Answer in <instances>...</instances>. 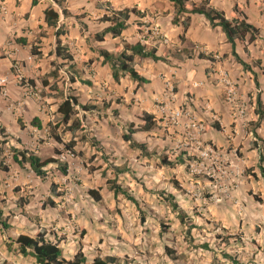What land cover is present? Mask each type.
<instances>
[{
  "label": "crops",
  "instance_id": "obj_1",
  "mask_svg": "<svg viewBox=\"0 0 264 264\" xmlns=\"http://www.w3.org/2000/svg\"><path fill=\"white\" fill-rule=\"evenodd\" d=\"M235 3L239 18L257 29L258 35L245 46V52L243 43L235 41L234 51L243 61L241 53L253 58L255 69L264 74V0H208L226 19L231 18ZM0 4L6 9L4 18L0 13V76L6 79V95L0 96V147L10 149L8 160L0 153V211L8 224L6 230L0 226V264H37L31 256L19 254L9 238L33 237L40 229L46 241L62 240L57 246L65 261L79 251L88 264L107 258L115 259L116 264H240L248 257L242 259L239 248L249 245L251 263L264 264V180L257 170L259 154L264 170V123L259 121L247 130V142L238 148L241 155L233 158L239 126L231 123L222 88L212 79L222 70L238 87L248 91L251 85L252 92L257 91L250 73L230 56V45L218 27L211 28L198 14L175 15L168 0H62L61 8L68 13L65 17L51 0H0ZM47 7L58 14L60 48L71 61L54 55L56 28L45 24L43 10ZM123 9H134L137 14L128 13L120 35L104 33L102 41L93 39L111 26L105 18ZM150 28L168 39L169 48L152 43L145 34ZM248 38L246 34L244 41ZM135 43L154 50L161 60L134 56L131 67L143 82L122 74L114 80L98 50L114 53L123 44ZM193 46L201 48L200 56H188ZM25 55L30 62L23 61L21 69L31 76L20 84L12 72L15 59L24 60ZM54 64L59 65L57 75L65 68L72 81L67 84L57 81L58 76L47 77ZM40 66H46L47 72L38 70ZM249 67L260 87L257 72ZM38 73L47 81L43 86L40 80L42 102L24 93L35 89L32 74ZM54 80L57 89L49 91ZM165 81L175 93L174 103L168 106L174 108L187 100L195 117L208 123L203 141L229 157L239 171L235 188H230L229 178L222 180L227 188L219 192L217 203L208 199L209 180L190 175L182 153L170 151L178 140V130L158 123ZM193 82L200 85L192 87ZM67 95L88 108L85 112L76 109L74 118L81 127L70 131L69 123L61 125L56 113ZM246 95L252 100L251 92ZM260 99L264 106L261 93ZM204 104L209 106L208 113ZM142 113L154 122L152 129H140ZM211 115L213 122L209 121ZM33 119L39 128L30 125ZM51 130L61 143L52 139ZM251 134L253 138H249ZM70 140L73 156L59 164L66 169L61 175L56 159L65 150L62 143ZM19 150L55 163L42 167L44 177L38 179L27 163L12 159ZM110 182L121 190L116 195ZM88 190H96L100 200L94 201ZM165 248L172 251V258L166 256Z\"/></svg>",
  "mask_w": 264,
  "mask_h": 264
},
{
  "label": "trees",
  "instance_id": "obj_2",
  "mask_svg": "<svg viewBox=\"0 0 264 264\" xmlns=\"http://www.w3.org/2000/svg\"><path fill=\"white\" fill-rule=\"evenodd\" d=\"M172 3L175 15L184 14V15H192L198 14L203 16V18L207 21L208 25L211 28L218 27L221 33L224 35L227 43L230 45V56L233 58L235 63H237L242 70L245 72H249L251 75V80L254 85L255 90L257 91L254 96V114L257 115V118L264 123V106L261 103L260 99V91L259 85L257 82V78L254 72L250 70L249 65L241 60L238 55L234 51L235 41H241L243 43V51L245 52V46L252 42L255 37L258 35L257 29H255L250 24L246 23L244 18H239L236 3L233 5V10L230 19H226L222 12L217 11L209 6L208 0H199L197 3L192 2L191 0H168ZM51 2L60 8V14L62 17L68 15L65 9L62 7V0H51ZM34 3V1H32ZM111 12V11H109ZM128 13L137 14L134 9H123L120 11H113L111 12V16L107 19L111 23V26L106 28L103 33L99 35L92 36L93 39L98 41H102L104 33H109L112 37H118L121 31L125 28L126 20L128 18ZM44 21L45 24L49 27L56 28L55 30V46H54V55L59 59H64L65 61H71V56L64 49L60 48V41L58 39V35L60 32V26H57L58 21V14L50 7H47L43 10ZM77 18V16H74ZM186 27V24L183 23V29ZM248 34V40L244 41V36ZM20 45L24 44L23 40L16 39L15 40ZM264 47V44H263ZM32 51L31 49V53ZM98 55L102 58V62L106 63L111 71L112 78L117 80V75L122 74L129 77L132 80L137 82H143V79L132 69L131 63L133 61V57L137 56L139 58H150L151 60H161L160 58L156 57L154 54V50H145L141 45L135 43L133 45L123 44L120 50L115 49L114 53H108L104 50H98ZM200 56V55H199ZM0 57H2L0 55ZM209 60H213L212 57L208 58ZM59 65L54 64V69L47 75V77H51L55 79L57 76V70ZM69 81H72V78L69 77ZM47 81L45 79H41V85L45 86ZM55 80L53 84L50 86V90H56ZM76 109L80 111H87L88 108L84 105H80L77 100L70 96H64L61 101L58 103L56 107V113L59 117V123L61 125H68L69 131L72 129L80 128L79 120L74 118L76 114ZM142 120V124L140 126L141 130H150L154 127V122L151 121L150 116L142 113L140 116ZM19 127H22V124L19 119L16 120ZM30 125L39 128V122L36 119L31 120ZM255 125L253 129L256 127ZM130 127V126H129ZM51 137L57 143H61L59 137L52 132L51 130ZM255 139L257 138L256 134L253 132ZM122 138L126 141H130L129 136L123 135ZM259 139V138H258ZM73 141H68L67 143H62V146L65 150H70L73 146ZM95 145V143H92ZM131 145L132 142H130ZM140 149H144L142 146H138ZM18 157V158H16ZM12 159L17 163L25 162L28 164L29 169L32 171L34 176L38 179H42L44 177V173L42 171V167L46 166L48 163H55L53 159H46L44 161H40L38 158L26 152L24 150H19L13 153ZM263 162L262 154L258 156V167L257 170L260 174L262 180H264V170L260 166ZM162 163L168 164L163 160ZM59 174L65 175L66 169L64 166L57 164ZM2 169H4L2 167ZM109 188L112 190L114 195L116 192H120L118 186L114 184V182L109 183ZM88 196H90L94 201H99L100 198L96 193V190H88ZM130 201H133L132 198H128ZM255 201H258L256 196H253ZM174 207V205H173ZM142 220V218H140ZM0 226L2 229L6 230L8 228V224L6 219L2 217L0 211ZM44 231L40 229L38 232L35 233L33 237L25 236V235H18L13 238H9V241L16 245L17 252L21 255H29L31 256L37 264H88L85 262L82 253L79 251L73 256V258L69 261H65L61 258V251L58 248L56 243L48 242L43 239ZM225 243L221 242V246H224ZM164 252L167 257H173L172 251L165 248ZM224 257L228 258V255L223 254ZM89 264H116L115 259L107 258V259H94ZM126 264V263H123Z\"/></svg>",
  "mask_w": 264,
  "mask_h": 264
},
{
  "label": "built area",
  "instance_id": "obj_3",
  "mask_svg": "<svg viewBox=\"0 0 264 264\" xmlns=\"http://www.w3.org/2000/svg\"><path fill=\"white\" fill-rule=\"evenodd\" d=\"M0 13L4 18L6 9L3 4H0ZM145 34L150 36L154 45L169 48L168 39L158 33L155 28L147 29ZM139 42L144 43L143 38H139ZM200 53L201 48L199 46H193L188 56L197 57ZM215 59L217 58H213V60ZM17 81L20 84L23 83L21 76L17 77ZM212 81L222 88V101L229 108L231 123L233 125L237 124L244 129L251 121L257 119V115L253 112L254 104L243 100L239 94L237 82L227 72L222 70L217 71ZM5 83V77H0V96L2 97L6 95ZM199 85V82L192 83V87H198ZM162 97L161 115L158 123L163 128H174L178 130V140L174 143L170 151L172 153H182L186 160L187 171L190 175L201 176L209 180L211 194H209L208 199L215 203L219 202L221 198L219 192H225L227 188L222 181L224 178H229V183H231L230 188H235V180H237L236 177L239 175L237 167L220 150L213 148L203 141V135L206 132L208 123L195 117L187 100L174 108L168 106L175 101V93L169 81L163 83ZM203 110L208 113L209 106L204 104ZM209 117L210 122L215 120L214 116L211 115ZM72 156L73 154L70 150H63L57 156V163L63 164L67 157ZM231 175H233V178H231ZM67 200L65 199L64 202ZM73 230L74 233H78L77 228H73ZM43 239L45 240L46 238L43 237ZM51 242L58 244L62 240L53 238Z\"/></svg>",
  "mask_w": 264,
  "mask_h": 264
},
{
  "label": "rangeland",
  "instance_id": "obj_4",
  "mask_svg": "<svg viewBox=\"0 0 264 264\" xmlns=\"http://www.w3.org/2000/svg\"><path fill=\"white\" fill-rule=\"evenodd\" d=\"M5 50H6V53L9 54V49L6 48ZM241 57L249 64V66H251V67L254 68L255 72H257V76L259 77L260 82H261L260 87H259L260 93H261L262 98L264 99V83H263V81H264V74L258 72L255 69V67H254V59L253 58H250L249 56H245L243 53H241ZM24 58H25L24 60L15 59L16 60V63H15V67L13 68L12 74L15 75L16 77L17 76H21L22 79H27L31 75H29V73H27V70L26 69H24V70L21 69V68H23L22 65H21V63L23 61H25L26 63H29L30 61L26 60V55H25ZM263 61H264V58L262 57V62ZM45 62L47 63L48 61H45ZM46 63H45V65H47ZM45 67L46 66H43L41 68V66H40L37 69L39 70V68H41L43 71H46L47 72V69H45ZM37 69H35L33 71H37ZM41 69H40V71H41ZM57 76H58L57 77V81H61V83L64 82V81L67 84L69 83V80H68L69 78H68V75L66 74V69L65 68H61L60 69V72L58 73ZM32 77L34 79H36V81H37V83L35 84L36 85L35 89L31 87L28 90H26L25 92L24 91L23 92L24 93H27V94L29 93V95H31L34 98L35 101L42 102L43 99H42V95L40 93L41 92L40 80H41L42 76L40 75V73H38L37 75H35V77L32 74ZM242 87L243 86L240 85V87H238V91H239V94L242 96L243 100L245 102H250V103L252 102L254 104V96H255L256 92L255 91L252 92V86L250 85V89L248 90L249 92L247 91L246 88H242ZM69 88H70L69 86L66 87V93L67 94L70 93ZM250 92L253 95L252 100L250 99V97H247V95H246L247 93H250ZM37 97L39 98V100L37 99ZM51 103H53V101ZM254 107H255V105H253V108ZM259 121L260 120H258V118H257L255 121H251L246 128L243 129L241 126L239 127V132L236 135L237 145H235V147H233L232 148L233 150L231 151V155H232L233 158H237V157L239 158V156L241 155V152L238 151V148L241 146L240 144L242 142H247L246 141V138H245L246 137V134H247L246 133L247 130H252V128L255 125H258V123H260ZM249 138H253V135L252 134L249 135ZM0 153L2 154V159H4V160H8L9 159V157H10V149H8L7 147H3V148L0 147ZM50 172H52V171H50ZM48 175H50V173ZM236 250H238V248ZM250 252H252V251L249 249V245H241L240 246L238 255L240 257H242V259H244V258L246 259L248 257V260H246V261L243 260L242 263H240V264H244V262H245V264H253V263H251L253 257L250 254Z\"/></svg>",
  "mask_w": 264,
  "mask_h": 264
}]
</instances>
